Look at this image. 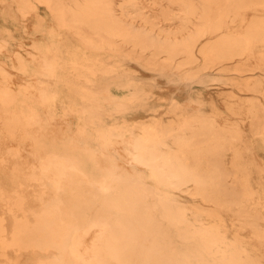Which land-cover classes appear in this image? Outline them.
<instances>
[{"label": "bare ground", "instance_id": "1", "mask_svg": "<svg viewBox=\"0 0 264 264\" xmlns=\"http://www.w3.org/2000/svg\"><path fill=\"white\" fill-rule=\"evenodd\" d=\"M152 1L0 0V264H264V166L239 123L199 97L156 118L126 66L255 93L264 149V78L213 74L256 51L264 72V0Z\"/></svg>", "mask_w": 264, "mask_h": 264}, {"label": "rangeland", "instance_id": "2", "mask_svg": "<svg viewBox=\"0 0 264 264\" xmlns=\"http://www.w3.org/2000/svg\"><path fill=\"white\" fill-rule=\"evenodd\" d=\"M143 4L146 6V10H150L149 12H160L161 7L158 4L154 5L152 0H143ZM161 6L166 7V2L161 1ZM253 14L252 11H247L245 19H251ZM165 22L166 21L161 20L160 24H164ZM136 24L140 25V22L137 21ZM238 25L239 23L235 22L233 27L235 28ZM15 36L17 40L13 42L15 48L19 41L24 43L29 42L28 37L20 31H16ZM258 57L259 53L256 51L253 56L241 60H235L226 65L229 69H233L234 67L241 68L243 72L240 74L235 73V71L232 70L222 72L219 71V69H215L213 74L219 78L221 77L227 82L231 79L238 82H244L251 76L264 78V72L258 69L254 71L250 70L259 64L260 60ZM177 60H180V57H178ZM126 66L135 72L138 80L151 92L148 104L157 111L154 114L156 118H160L165 122L170 121L172 119L170 107L173 103L176 102L177 105L185 106L190 97H199L203 102L202 110L204 112L208 113L212 109H215L220 114V122L227 121L228 123H239L243 130L244 139L253 145L256 161L259 165L264 166V149L261 147L257 135L254 134V126L252 125L250 118L247 116L249 106L248 100L255 98L257 96L255 93L246 89H238L225 82H211L209 86L195 85L189 90L183 84L181 85L177 82L175 84L174 82L169 81L168 77L160 76L154 71L148 70L134 61L127 62ZM179 89L181 91H179ZM193 105L194 104L191 106ZM231 108L238 111V114H232ZM151 115V110H148L147 107L145 109L138 108L132 111L128 116V119L131 122L140 119L148 120L152 118ZM255 180H261L264 183L263 176L256 175ZM262 195L264 198V188L262 190ZM231 222V220L228 221L229 225Z\"/></svg>", "mask_w": 264, "mask_h": 264}]
</instances>
